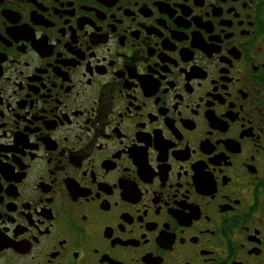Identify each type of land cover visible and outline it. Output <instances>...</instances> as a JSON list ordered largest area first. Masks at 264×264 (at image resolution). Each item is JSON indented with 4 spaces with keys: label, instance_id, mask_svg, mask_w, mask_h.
Returning <instances> with one entry per match:
<instances>
[{
    "label": "flooded vegetation",
    "instance_id": "obj_1",
    "mask_svg": "<svg viewBox=\"0 0 264 264\" xmlns=\"http://www.w3.org/2000/svg\"><path fill=\"white\" fill-rule=\"evenodd\" d=\"M0 264H264V0H0Z\"/></svg>",
    "mask_w": 264,
    "mask_h": 264
}]
</instances>
